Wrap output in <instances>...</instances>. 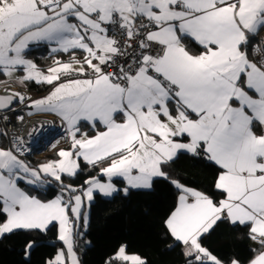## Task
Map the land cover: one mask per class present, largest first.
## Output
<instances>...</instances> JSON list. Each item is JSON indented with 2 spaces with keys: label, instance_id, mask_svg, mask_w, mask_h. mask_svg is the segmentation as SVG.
Masks as SVG:
<instances>
[{
  "label": "snow or ice",
  "instance_id": "1",
  "mask_svg": "<svg viewBox=\"0 0 264 264\" xmlns=\"http://www.w3.org/2000/svg\"><path fill=\"white\" fill-rule=\"evenodd\" d=\"M261 32L264 0H0V83L8 93L0 95V121H23L13 116L23 105L54 113L70 139L57 159L37 167L21 158L23 137L0 147V238L56 227L64 248L46 264H80L76 238L95 194L151 190L163 178L176 189L164 225L185 264H264ZM41 46L68 59L55 58L42 70L27 58ZM28 82L53 87L35 100L11 87ZM0 137L7 138V128ZM181 155L217 166L214 191L170 176ZM81 162L99 175L79 187L65 184L62 177L84 171ZM53 180L59 193L50 200L20 186L39 191ZM218 222L247 229L256 246L243 260H226L205 246ZM35 244L25 245L26 256ZM105 264L147 262L120 245Z\"/></svg>",
  "mask_w": 264,
  "mask_h": 264
},
{
  "label": "trees",
  "instance_id": "2",
  "mask_svg": "<svg viewBox=\"0 0 264 264\" xmlns=\"http://www.w3.org/2000/svg\"><path fill=\"white\" fill-rule=\"evenodd\" d=\"M193 48L196 46L193 45ZM48 54L47 48L41 46L33 49L28 56H34L37 65L44 68L54 58ZM30 87L40 92L46 90L37 85ZM8 143L7 138L1 137L2 145L9 146ZM25 159L30 163L44 160H35L29 155ZM81 166L84 171L75 178L62 177L65 184L79 187L89 176L99 175L98 168L85 166L83 162ZM217 171L213 162L189 155H181L169 170L173 179L209 193L214 191ZM115 182L118 187L124 186L120 179ZM21 184L30 194L44 200H50L59 193V185L54 180L51 185L39 191L23 182ZM175 199L176 189L163 178L156 179L151 190L130 189L128 195L119 192L105 198L96 193L90 207V219L83 230V238H76L80 264H105L120 245H127L128 252L139 254L147 264H185L181 247L176 246L164 225L174 207ZM30 240L36 244L26 256L25 245ZM169 245L172 247H168ZM62 246L56 227H52L46 234L19 230L0 238V264H46ZM205 246L226 260L233 256L243 260L249 255V248H254L246 228L227 222H218L207 234Z\"/></svg>",
  "mask_w": 264,
  "mask_h": 264
},
{
  "label": "built area",
  "instance_id": "3",
  "mask_svg": "<svg viewBox=\"0 0 264 264\" xmlns=\"http://www.w3.org/2000/svg\"><path fill=\"white\" fill-rule=\"evenodd\" d=\"M260 35L262 38H264V32H261ZM108 71H113V69L109 68ZM6 86L7 85L5 83H0V93H6L5 91H3ZM11 87L15 91L19 90L22 92H26L27 95L31 97V99L33 98V95L28 89L17 84H13L11 85ZM29 102L30 101H26L25 103ZM21 109L23 110L21 111ZM27 113V108H25L23 105H19L17 107L16 113H14L13 116L17 114L23 115V121H19L13 118L11 124L8 125H5L3 121H0L2 131L7 128V139L9 142V146L16 137L24 138V146L25 148H27V151L22 155V157H28V155L31 157H36L38 153L37 150L40 148V146L44 147V149L48 151L51 149V147L57 144L65 143V141L68 140L66 126L57 117L40 113L29 116ZM34 126L41 127L37 133L30 136L29 133L32 131Z\"/></svg>",
  "mask_w": 264,
  "mask_h": 264
},
{
  "label": "crops",
  "instance_id": "4",
  "mask_svg": "<svg viewBox=\"0 0 264 264\" xmlns=\"http://www.w3.org/2000/svg\"><path fill=\"white\" fill-rule=\"evenodd\" d=\"M48 55H49V54H48ZM77 55L79 56L80 54L77 53ZM51 56H52V55H51ZM53 56H54V58L51 59V60L49 61V64H47L44 68H42V67H39V68L42 69V70H45V71H46V69H47L49 66H52V64H53V60H54L55 58H59V59H61V60H65V61L68 59V55H67V54H54ZM27 58L32 59V60L37 64V62H36L34 56H28ZM17 75H22V74H17ZM1 77H3V78L0 79V82L5 81V77H4L3 75H0V78H1ZM1 80H2V81H1ZM17 85H19V84H17ZM31 85H37V87L46 88V90L41 91V92H40V90H32L31 87H30ZM19 86H20V85H19ZM52 87H53V86H51V85H47V84H36L35 82H28L27 85H26V87H24V88H27V89L32 93V95H33V98H32V99L35 100V99H39V98H42V97L48 95V93L52 90ZM29 103H30V102H29ZM28 111H32L33 114H38V113H40V114H49V115H51V116L53 115V116L57 117L54 113H49V112H36L34 109H29V108L27 109V112H28ZM57 118L60 120L59 117H57ZM98 128H99L100 130H103V129H102V126H99V125H98ZM83 130H84V131H87V132L89 133V135H94V134H95L94 131H92L87 125H85V127L83 128ZM0 131H2L1 124H0ZM0 139H1V137H0ZM0 147H8V146H5L4 144L2 145V144H1V141H0ZM69 147H70V139H69V137H68V140L65 141V143L57 144V145L51 147V149L48 150V151H46V149H44V147H41V146H40V148L37 150V152H38V153H37V156H36V157H33V158H34L35 160H37V159H44V160H42L41 162H36V163L32 162V163H30V161H29L28 159H25V157H21V158L24 159L25 162L28 163L29 165L37 167V166L40 165V164L46 163V162H48V161H50V160L57 159V158H58V157H57V153H58V151H59L60 149H68ZM52 153H54L52 157H48V159H45L46 156H48V155H50V154H52ZM81 164H82V162H81ZM103 166H105V165H103ZM103 166H102V167H103ZM103 179L106 180L107 178L104 177ZM119 179H120V178H115V179H114V182H115L116 180H119ZM120 180H121V179H120ZM21 183H22V182H20V186H21L22 188H24V187L22 186ZM115 183H116V182H115ZM188 187H189V186H188ZM192 188H193V187H192ZM195 189H196V188H195ZM197 190H198V189H197ZM99 194H100V193H99ZM101 195H103V194H101ZM39 198H40V197H39ZM251 243L253 244V247L256 246L255 243H253L252 240H251Z\"/></svg>",
  "mask_w": 264,
  "mask_h": 264
},
{
  "label": "rangeland",
  "instance_id": "5",
  "mask_svg": "<svg viewBox=\"0 0 264 264\" xmlns=\"http://www.w3.org/2000/svg\"><path fill=\"white\" fill-rule=\"evenodd\" d=\"M17 74H22L21 72H17L16 73V75ZM32 94V93H31ZM28 109V108H27ZM29 112V111H28ZM31 166V165H30ZM32 167H35V166H32ZM117 187H118V185H117ZM115 194V193H114ZM113 194V195H114ZM112 195V196H113ZM102 196H104V195H102ZM112 196H104V198L105 197H112ZM94 198H95V196H94ZM89 219H90V209L88 210V212H87V224H88V221H89ZM83 230H84V227H81V229H80V231L83 233ZM80 239H78V240H82V238H83V235H82V237H79ZM62 248H64V245L60 248V249H62ZM59 249V250H60ZM128 253H130V254H137V253H132V252H128ZM77 254H78V257H79V253L77 252ZM139 255V254H138ZM50 260V259H49Z\"/></svg>",
  "mask_w": 264,
  "mask_h": 264
},
{
  "label": "water",
  "instance_id": "6",
  "mask_svg": "<svg viewBox=\"0 0 264 264\" xmlns=\"http://www.w3.org/2000/svg\"><path fill=\"white\" fill-rule=\"evenodd\" d=\"M6 94H8V93H0V95H6Z\"/></svg>",
  "mask_w": 264,
  "mask_h": 264
},
{
  "label": "bare ground",
  "instance_id": "7",
  "mask_svg": "<svg viewBox=\"0 0 264 264\" xmlns=\"http://www.w3.org/2000/svg\"><path fill=\"white\" fill-rule=\"evenodd\" d=\"M16 91H19V90H16Z\"/></svg>",
  "mask_w": 264,
  "mask_h": 264
},
{
  "label": "clouds",
  "instance_id": "8",
  "mask_svg": "<svg viewBox=\"0 0 264 264\" xmlns=\"http://www.w3.org/2000/svg\"><path fill=\"white\" fill-rule=\"evenodd\" d=\"M27 89V88H26Z\"/></svg>",
  "mask_w": 264,
  "mask_h": 264
}]
</instances>
